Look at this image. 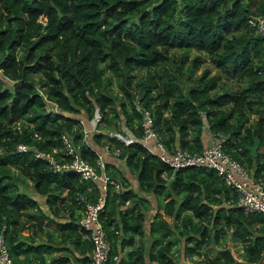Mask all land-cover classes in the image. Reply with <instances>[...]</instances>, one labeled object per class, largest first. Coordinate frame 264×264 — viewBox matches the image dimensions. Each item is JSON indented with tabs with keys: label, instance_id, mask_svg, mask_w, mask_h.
<instances>
[{
	"label": "trees",
	"instance_id": "1",
	"mask_svg": "<svg viewBox=\"0 0 264 264\" xmlns=\"http://www.w3.org/2000/svg\"><path fill=\"white\" fill-rule=\"evenodd\" d=\"M263 13L264 0H0V228L12 261L91 264L79 219L98 181L35 151L70 158L71 146L98 168L106 146L136 182L104 161L120 186L107 185L98 218L118 264H264V214L228 202L215 168H174L141 140L144 110L169 152H200L225 135L222 148L264 183V31L248 22ZM206 56L215 71L196 72ZM122 125L129 141L111 133ZM27 179L36 194L20 188ZM167 202L171 222L158 211ZM180 237L182 252L199 257L176 259Z\"/></svg>",
	"mask_w": 264,
	"mask_h": 264
},
{
	"label": "built area",
	"instance_id": "2",
	"mask_svg": "<svg viewBox=\"0 0 264 264\" xmlns=\"http://www.w3.org/2000/svg\"><path fill=\"white\" fill-rule=\"evenodd\" d=\"M250 25L256 31H264V13L253 15L248 18ZM143 136L141 140L147 143L153 139L155 145L159 147V157L167 161L172 167L187 164H202L215 168L217 173L223 178L224 182L231 188L228 202L240 205L245 212L259 211L264 214V183L261 180L253 179L248 170L236 159L231 157L221 146L225 135L213 136L211 142L204 145L200 152H188L179 148L174 151H167L158 141L157 135L151 127V116L147 110L143 111ZM64 140H67L64 137ZM27 145L23 142L17 143L18 149H26ZM72 154L70 158H56L49 152L36 150L35 155L46 157L48 165L53 169L72 168L76 170L82 178L98 181L100 194L95 201H85L83 215L80 217V225L88 230L93 242L90 253L91 264H118L117 256L110 254V243L106 238L98 213L102 209L105 198V190L108 184H113L117 189L119 183L110 177L105 171L104 160L98 156L97 166L80 156L71 146L65 150ZM79 199H83L78 194ZM0 264H15L8 255L5 236L0 228Z\"/></svg>",
	"mask_w": 264,
	"mask_h": 264
},
{
	"label": "rangeland",
	"instance_id": "3",
	"mask_svg": "<svg viewBox=\"0 0 264 264\" xmlns=\"http://www.w3.org/2000/svg\"><path fill=\"white\" fill-rule=\"evenodd\" d=\"M201 53H205V52H201ZM210 66V72H214L215 71V67L210 65V61L208 60L207 56H206V60L196 69V72H199L201 70L202 67H205V66ZM232 77V76H231ZM232 78H235V77H232ZM228 80V79H227ZM228 83H231L233 84L234 86L237 84V83H234L233 80H228ZM112 89L113 91L117 92V93H120V90H119V86L116 82V80H114V82L112 83ZM256 116L255 113H251L250 114V118L253 119L254 117ZM89 125L92 127V131H93V128L96 127V118L93 117L89 120ZM99 130V128H96ZM102 129H105L106 130V127H102ZM124 129V132L125 133H120L119 131H113L111 133H115L117 134L119 137H122L125 141H129L133 135L126 129L125 126L122 125V130ZM263 147L261 146L260 149H262ZM12 170L16 171V169L12 168ZM20 188L21 189H24L26 190L28 193L30 194H36L32 185H31V181L29 179L26 180V183H24L23 181L20 180ZM151 198V203H152V207L147 211L146 213V221H145V227L147 228L148 226V221H149V218L152 216V213L154 212L155 210V205H156V202L154 200V198L152 196H150ZM169 196L165 197L164 195L162 196V200L163 199H168ZM38 199L40 201L41 200V196L38 195ZM173 202H167V205L166 207H161L158 209V211L160 212L161 216H163L166 220L168 221H172L173 219ZM23 232H26L28 231V228H23L22 229ZM147 235V232L145 233L144 236ZM183 241H182V238L180 237V240L177 244V258L176 259H189L190 257L192 258H197L199 256L197 255H192L190 256L188 253H183L182 252V249H183ZM229 247L230 249L233 251V253L236 255V256H239V253H240V242H237V241H234L233 239L229 240ZM215 248L213 247H209L207 248L204 252L207 253V254H213L215 253Z\"/></svg>",
	"mask_w": 264,
	"mask_h": 264
},
{
	"label": "crops",
	"instance_id": "4",
	"mask_svg": "<svg viewBox=\"0 0 264 264\" xmlns=\"http://www.w3.org/2000/svg\"><path fill=\"white\" fill-rule=\"evenodd\" d=\"M85 128H87V130L89 129L88 130V133H90L92 131V127H90L89 125H85ZM210 135H211V132L210 131H208V130H205L204 131L203 136H204L205 143L209 142ZM108 152H109V148L106 147V146H104V148H101L99 150V154L98 155L105 162H108L110 164H114V165L118 166L120 172L123 173V171L126 170V168L121 164V162L117 158H114V160H112L111 157L107 156L108 155ZM124 172H125L124 173L125 176H127V178L129 179L128 181H129L130 185L133 186V187H136L135 179H131L133 177V175L128 174L126 171H124ZM240 250H241V248H240Z\"/></svg>",
	"mask_w": 264,
	"mask_h": 264
},
{
	"label": "water",
	"instance_id": "5",
	"mask_svg": "<svg viewBox=\"0 0 264 264\" xmlns=\"http://www.w3.org/2000/svg\"><path fill=\"white\" fill-rule=\"evenodd\" d=\"M257 146H258V138L255 137V138L253 139L252 144L248 145V147L250 148L251 151L254 152V151L257 149Z\"/></svg>",
	"mask_w": 264,
	"mask_h": 264
}]
</instances>
